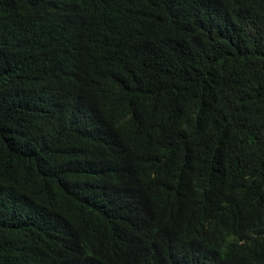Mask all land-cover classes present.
<instances>
[{
	"label": "trees",
	"instance_id": "1",
	"mask_svg": "<svg viewBox=\"0 0 264 264\" xmlns=\"http://www.w3.org/2000/svg\"><path fill=\"white\" fill-rule=\"evenodd\" d=\"M0 264H264V0H0Z\"/></svg>",
	"mask_w": 264,
	"mask_h": 264
}]
</instances>
